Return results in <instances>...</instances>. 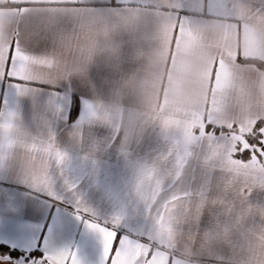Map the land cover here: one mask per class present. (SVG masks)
Here are the masks:
<instances>
[{
	"label": "crops",
	"instance_id": "crops-1",
	"mask_svg": "<svg viewBox=\"0 0 264 264\" xmlns=\"http://www.w3.org/2000/svg\"><path fill=\"white\" fill-rule=\"evenodd\" d=\"M20 8L19 0H0V42L6 47L19 39L28 46L44 27L46 10L62 9L48 25L56 33L54 46L40 50L59 56L65 81L67 74L83 80L99 64L111 67L107 102L122 107L125 117L135 114L145 135L131 159L61 135L59 145L70 159L62 169L51 162L57 178L63 171L83 184L89 205L102 215L127 210L135 219L126 197L137 166L171 168L182 156L186 174L195 177L183 188L204 222L190 234L177 229V264H264V154L257 150L244 160L243 148L237 151V142L249 147L246 134H255L254 125L264 121V69L248 61L264 62V0H58L31 4L28 12ZM5 87L0 85L4 112ZM17 111L14 125L0 126V245L24 254L30 244L42 254L37 241L43 245L55 207L64 206L48 209L47 196L19 178L25 150L45 130L30 100ZM206 124L223 127L206 133ZM56 239L79 246L88 264L99 259L98 245L70 218L56 229Z\"/></svg>",
	"mask_w": 264,
	"mask_h": 264
},
{
	"label": "snow or ice",
	"instance_id": "snow-or-ice-1",
	"mask_svg": "<svg viewBox=\"0 0 264 264\" xmlns=\"http://www.w3.org/2000/svg\"><path fill=\"white\" fill-rule=\"evenodd\" d=\"M56 2L58 0H19L18 11H30L31 4ZM60 11L63 10H46L41 17L44 27L32 36L28 46L22 47L19 39L6 47L0 42V85L6 86L2 103L7 110L0 111V126L14 125L21 114L17 109L22 111L24 101L30 100L34 110L39 107L41 126L45 130L43 135L33 137L25 150L26 159L19 178L30 190L47 196L48 209L54 205L64 206L63 211L55 207L53 224L44 236L43 245L37 241L42 254L29 244L21 249L24 254L18 258L17 254L0 255V264H88L79 246L61 245L56 239V229L64 225L66 218L81 225L85 236L98 245L99 259L94 264H121V259L123 264H177V229H187L190 234L193 226L198 230L204 222L194 211L192 193L183 188L189 181H195V177L186 174L182 156L176 157L171 168L157 163L137 166L126 197L127 207L135 210V219L127 210L102 215L89 205L83 184L66 178L63 171L57 178L52 170L51 162L62 169L70 159L59 145L61 135L81 146L86 141L94 144L97 152L115 149L128 159L134 147L145 143L139 118L135 114L125 117L122 107L116 108L107 102L115 75L111 67L99 64L87 72L85 79L67 74L65 81L64 75L59 74V56L40 50L47 49L50 42L54 46L56 33L48 25ZM165 40L162 36L161 43ZM45 71L47 79L42 78ZM212 71L211 79H215V63ZM21 85L29 86L22 88ZM122 87L127 88V83ZM220 127L206 124L204 131L217 134ZM254 127L257 135L247 139L249 147L244 148L237 142V151L243 148L240 156L244 160L257 150L264 154V121H258ZM169 158L170 154L165 158L166 163ZM84 159L88 161L90 156ZM21 228L28 230L30 225ZM183 234L181 231L180 235Z\"/></svg>",
	"mask_w": 264,
	"mask_h": 264
},
{
	"label": "trees",
	"instance_id": "trees-1",
	"mask_svg": "<svg viewBox=\"0 0 264 264\" xmlns=\"http://www.w3.org/2000/svg\"><path fill=\"white\" fill-rule=\"evenodd\" d=\"M248 61H251V62H254L256 63L259 67L263 68L264 69V62L263 61H260V60H248ZM257 135V132L255 134H251L250 136H248V139H254ZM0 253L2 254H5V253H8V254H17V255H20L22 254L20 251L18 250H15V249H12L10 248L9 246L7 245H0Z\"/></svg>",
	"mask_w": 264,
	"mask_h": 264
},
{
	"label": "rangeland",
	"instance_id": "rangeland-1",
	"mask_svg": "<svg viewBox=\"0 0 264 264\" xmlns=\"http://www.w3.org/2000/svg\"><path fill=\"white\" fill-rule=\"evenodd\" d=\"M0 255H3L2 253H0ZM20 255H23V254H20ZM16 258H18V255L16 256ZM10 264H11V262H10Z\"/></svg>",
	"mask_w": 264,
	"mask_h": 264
}]
</instances>
